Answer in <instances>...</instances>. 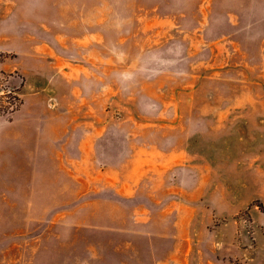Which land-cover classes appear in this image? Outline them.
Wrapping results in <instances>:
<instances>
[{"label":"rangeland","instance_id":"1","mask_svg":"<svg viewBox=\"0 0 264 264\" xmlns=\"http://www.w3.org/2000/svg\"><path fill=\"white\" fill-rule=\"evenodd\" d=\"M0 264H264V0H0Z\"/></svg>","mask_w":264,"mask_h":264}]
</instances>
